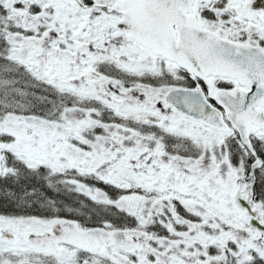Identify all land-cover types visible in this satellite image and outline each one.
Returning a JSON list of instances; mask_svg holds the SVG:
<instances>
[{"label": "snow or ice", "instance_id": "obj_1", "mask_svg": "<svg viewBox=\"0 0 264 264\" xmlns=\"http://www.w3.org/2000/svg\"><path fill=\"white\" fill-rule=\"evenodd\" d=\"M0 264H264V0H0Z\"/></svg>", "mask_w": 264, "mask_h": 264}]
</instances>
